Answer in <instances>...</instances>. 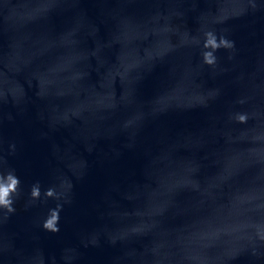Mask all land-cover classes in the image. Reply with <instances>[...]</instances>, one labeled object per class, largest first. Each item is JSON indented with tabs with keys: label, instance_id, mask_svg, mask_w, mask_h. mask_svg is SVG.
Instances as JSON below:
<instances>
[{
	"label": "clouds",
	"instance_id": "obj_1",
	"mask_svg": "<svg viewBox=\"0 0 264 264\" xmlns=\"http://www.w3.org/2000/svg\"><path fill=\"white\" fill-rule=\"evenodd\" d=\"M206 39L204 43V47L206 49H211L212 51H206L203 53L204 61L207 64L215 63L216 57L214 52L221 47L228 48L232 47V44L228 42L225 38L221 37L219 42L213 32H207ZM241 120L244 119L243 116L240 117ZM20 181L18 177L14 174L9 173L7 176H0V207L5 208L9 213L14 212L15 209L12 207L13 201L11 199L12 194L16 192V188L19 185ZM32 196L34 198H39L40 196V189L38 185L33 186ZM55 195L52 189L46 191V196L53 197ZM61 210V206L57 205L55 209H51L50 217L45 221L43 227L58 232L59 228L56 226L59 220V212Z\"/></svg>",
	"mask_w": 264,
	"mask_h": 264
}]
</instances>
